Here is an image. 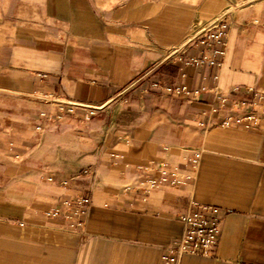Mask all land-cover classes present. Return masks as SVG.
<instances>
[{
	"label": "crops",
	"instance_id": "obj_1",
	"mask_svg": "<svg viewBox=\"0 0 264 264\" xmlns=\"http://www.w3.org/2000/svg\"><path fill=\"white\" fill-rule=\"evenodd\" d=\"M220 23V67L167 58ZM49 93L84 108L42 123ZM263 106L264 0H0V264H163L193 204L226 214L180 264H264Z\"/></svg>",
	"mask_w": 264,
	"mask_h": 264
},
{
	"label": "built area",
	"instance_id": "obj_2",
	"mask_svg": "<svg viewBox=\"0 0 264 264\" xmlns=\"http://www.w3.org/2000/svg\"><path fill=\"white\" fill-rule=\"evenodd\" d=\"M226 24L220 23L218 26L212 29L205 30L199 37H195L198 40V44L202 46V49L198 52L197 56H189L186 60H182V57L178 54L167 55L168 59H175L176 61H183L185 66H193L195 69L217 66L220 67L221 63L217 61V57L223 56V40L225 38ZM175 95H190L191 90L187 86H180L167 89ZM200 90H195L194 94ZM202 91V90H201ZM248 92L253 90L247 89ZM233 92H237L234 89ZM262 100V96L257 92L254 93V101L248 102L245 100L233 101L231 105L227 106V97L222 94L215 96V102L219 110H223L228 113L223 121L220 123L222 128H241L244 130H255L259 128L258 119L256 117L257 111H253V108L257 107V103ZM45 104L49 105L51 111H41L38 114V119L42 123H52L60 120L66 114H73L75 110L84 108L82 104L61 100L58 96L52 93L44 94L42 100ZM259 105L257 109H259ZM264 111V106L262 107ZM95 109L89 111L90 114H94ZM201 130H205L203 124H198ZM45 129L43 124L37 126L35 130L42 134ZM264 133V131H263ZM193 168L199 164V156L196 155L192 161ZM154 185V184H153ZM86 202L83 200L82 203ZM68 205V202H65ZM56 215V212H54ZM226 211L212 205L206 204H193L192 208L188 210L181 217L182 232L180 236L164 250V254L161 258L163 264H180L181 259L184 256H196L209 258L214 256L215 247L218 243V239L221 233V227L224 220Z\"/></svg>",
	"mask_w": 264,
	"mask_h": 264
}]
</instances>
